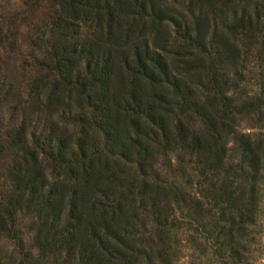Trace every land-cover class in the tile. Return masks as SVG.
<instances>
[{"label": "trees", "instance_id": "trees-1", "mask_svg": "<svg viewBox=\"0 0 264 264\" xmlns=\"http://www.w3.org/2000/svg\"><path fill=\"white\" fill-rule=\"evenodd\" d=\"M32 8L29 64L0 57V264H247L264 142L238 127L264 115V0Z\"/></svg>", "mask_w": 264, "mask_h": 264}, {"label": "rangeland", "instance_id": "rangeland-1", "mask_svg": "<svg viewBox=\"0 0 264 264\" xmlns=\"http://www.w3.org/2000/svg\"><path fill=\"white\" fill-rule=\"evenodd\" d=\"M32 5L33 0H0V16L5 17L10 22L8 26H5V32H8L10 35L11 44L8 46V49L0 51V57L3 61H8V64L3 68L6 73L11 74V71L14 72L13 65L19 67L21 63L25 67L30 62L26 56L28 50L24 46L22 36L25 32V26L38 16L32 10ZM29 9L31 10L30 14ZM243 74L246 76V79L240 85L238 93H244V95L248 96L259 94L260 86L257 80L258 68L255 61L248 62ZM238 131L241 134L252 136L254 140H262L264 142V115L260 116L256 114L251 118L241 121ZM230 146L235 148L232 144ZM260 197V213L256 226L252 229L250 253L246 255L247 260L245 261L247 264H264V182L261 186ZM3 248L11 251L13 247L7 242L1 241L0 250H3ZM188 254L189 251L186 250L185 258L181 264L190 263L191 259L187 258Z\"/></svg>", "mask_w": 264, "mask_h": 264}]
</instances>
